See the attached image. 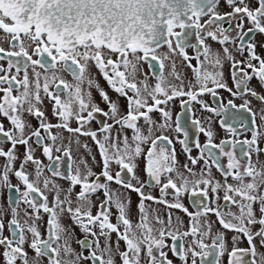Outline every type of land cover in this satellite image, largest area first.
Instances as JSON below:
<instances>
[{
	"label": "snow or ice",
	"instance_id": "1",
	"mask_svg": "<svg viewBox=\"0 0 264 264\" xmlns=\"http://www.w3.org/2000/svg\"><path fill=\"white\" fill-rule=\"evenodd\" d=\"M221 2L0 0V41L7 44L0 46V192L7 190L8 204L0 206L2 264H117V257L120 264H222L225 255L227 264H264V252L257 247L264 248V94L251 86L255 78L264 90V57L253 42L256 34H264V0H223L227 11H220ZM212 42L221 50L214 51ZM165 46L167 51H161ZM233 52L242 58L236 59ZM177 57L191 69V79L177 70ZM144 64L154 84L143 72ZM225 64L232 87L225 79ZM93 69L116 99L100 85ZM218 89L232 97L227 106L217 99ZM204 94H210L218 108L201 99ZM248 97L261 105L259 123ZM121 98L126 101L123 111ZM236 99L242 103L237 105ZM176 100L181 113L173 129L170 105ZM193 103L209 113H229L232 122L222 121L221 127L232 139L214 143L211 116L202 123ZM153 113H159V120ZM93 121L99 125L96 130L89 127ZM235 124L251 138H237ZM125 130H131V138ZM169 130L183 134L176 138L186 154L183 164L173 139L165 134ZM200 134L206 138L203 144ZM81 137H89L96 147L98 174L84 155L74 158V151L83 149L97 163ZM18 146L24 147L22 154ZM193 148L198 156L192 155ZM37 149L47 165L35 156ZM201 161L203 166L196 170ZM213 166L222 180L213 176ZM112 183L125 191L113 190ZM145 188L158 189L159 196ZM98 192L103 199L94 204ZM128 192L139 197L135 223ZM185 194L194 211L184 205ZM173 210L189 218L186 229ZM64 216L70 225L62 223ZM216 222L225 231L213 233ZM73 226L84 234L76 240L79 252L72 247ZM226 232L234 233L230 250ZM242 238L247 248L237 246Z\"/></svg>",
	"mask_w": 264,
	"mask_h": 264
},
{
	"label": "flooded vegetation",
	"instance_id": "2",
	"mask_svg": "<svg viewBox=\"0 0 264 264\" xmlns=\"http://www.w3.org/2000/svg\"><path fill=\"white\" fill-rule=\"evenodd\" d=\"M227 10L228 9L223 5V0H222L220 11H227ZM247 27H248V25L246 24L245 28H247ZM177 31H179V29H177ZM249 35H250V37L252 36V34H249ZM192 42L193 43L196 42L194 37H193ZM253 42H255L257 44V49H256L257 53L260 54L262 57H264V47H261V45L264 44V34H256L255 37H254ZM0 46L7 47V44L3 43L2 41H0ZM212 47H213L214 51L221 50V46L218 43L212 42ZM229 47H230V50H231V46H229ZM161 51H167L166 46L163 49H161ZM186 51L188 52V54L190 56H194L195 55V51L192 48H188V49H186ZM233 54L236 56V59H241L242 58V57L239 56V54H237L235 52H233ZM176 61H177V70L181 71L183 73V75L187 79H191L192 78L191 69L187 68L186 64L182 63L181 59L179 57L176 58ZM192 63L195 65L196 62L193 60ZM93 72L96 75V78H97L98 82L100 83V85L106 91L109 92V95L112 96L113 99H116V94L114 92H112L111 89H109L107 83L103 80V78L100 77L98 75V73L95 72L94 69H93ZM143 72L149 74V83L150 84H154L155 80H154V78L151 77V72H150L149 67H148L147 64L143 65ZM224 72H225V79L228 81L229 87H232L233 85H232V81H231L230 75H229V66L227 64H225ZM65 75H66L67 79L71 80L70 76H67V74H65ZM251 86L254 87L261 94H264V90H262L260 88L259 83H258V81L255 78L251 81ZM217 92H218L217 99L220 100L221 104L227 106V100L232 98L230 96V94L227 91L223 90V89H218ZM93 95H94V98L96 99L97 103H100V107L104 108V110L107 111L108 109H107L106 105H104L102 102H100V98H99L98 94L95 92V90H93ZM248 98L252 100V108H253L254 111L257 112V123H259L258 116H259V110H260L261 105H260L259 101H256L254 98H251V97H248ZM201 99H203L205 102H207L211 107L218 108V105H217L216 101L213 99V97L210 94H204L201 97ZM235 103L237 105H239L240 103H242V101L239 100V99H236ZM120 104H121V108H122V111H123L125 109V106H126V101L124 100V98L120 99ZM170 107H171V111H172V122H173V129H174L176 116L181 113V107H180L179 100L174 101L170 105ZM192 107L194 109L195 116L197 118H200L202 120V123H204L205 125L207 124L206 118L211 116L213 131L216 133V135L214 136V143H219L221 139H232V137L228 133H226L225 129L221 127V122L222 121H228V123L232 122L229 113H226L224 111H220L219 115H217L215 112L209 113V112L203 111L201 109L200 105L196 104V103H193ZM231 111L234 112L236 110L232 109ZM152 116H153V119L159 120V113H153ZM49 119L52 120L53 123L56 122L55 119L53 117H51V116H49ZM108 122L111 123V121H108ZM32 123H33L34 126L36 125V121L35 120H33ZM141 123H143V121H141ZM73 126H75V125H73ZM234 126L237 127V129H238L237 138H239V139H244V138H249L250 139L251 138V133L250 132H243V129L240 128L239 124H235ZM89 127L91 128V130H96V129H98L99 125L96 123V121H93L92 124ZM53 131L55 132L57 130L54 129ZM116 132H117V129L114 128L113 129V134H115ZM124 134L128 135L129 138H131L132 132H131V130H125ZM156 134L159 135L158 132ZM165 134L169 135V137L173 139L174 147L176 149L177 157H178L180 163L183 164V163L187 162L186 154H184L183 151H182V145H180L178 142H176V138L179 137L180 139H182L183 138V134L182 133L178 134L174 130H169ZM63 135L68 136L69 134L64 132ZM199 138H200V142L202 144L206 141V138L203 136V134H200ZM81 141H82V143H87L92 148L93 154L96 155L97 163L94 164L92 162L91 158L87 156V153L84 152L83 149H81L79 153L74 151V153H73L74 158H79L80 155H84L85 158L88 160L89 165L92 167L93 171L98 174L101 171V166L98 163L100 161V157H99V155L97 153V150H96V147H95L94 143L91 141V139L89 137H81ZM46 142H48V141H46ZM33 146L35 147V145H33ZM262 146H264V145H262ZM5 147L7 148V145H5ZM23 152H24V147L23 146H18V154H22ZM237 152H239V149H237ZM56 155H58V154L54 152L53 156H56ZM192 155L193 156H198L199 155L198 150L193 148ZM35 156L38 159H40L45 165H47L49 163L47 158L42 155V152H41L40 149L36 150ZM255 159H256V157L253 156V160H255ZM260 160H261V162H264V155L260 156ZM226 162H227V160H226V158H224L222 160V163L226 164ZM17 166H18V163H17ZM202 166H203V162L201 161L200 164L195 166L196 170H199V168H201ZM27 167H28V171L29 172H31L33 170L31 164H29ZM65 168H66V165L62 164L61 165V171H64ZM115 170H117V169L115 168V166H113V172ZM45 174L46 175H50V173L47 172V169H45ZM138 174L141 176L142 180H147V177L143 174L142 171L138 172ZM212 174H213V176L216 179H221L222 180V177H221L220 173L216 170V168L214 166L212 168ZM56 180H58V184H60L63 187L66 188L68 186L67 185V181L59 179V178H56ZM102 180H103V178H102ZM12 182L13 183L17 182L14 177H13ZM229 182H232L231 178H229ZM133 183H135V181H133ZM110 187L113 190H119L121 192L125 191L123 189H120L119 186L115 185L114 183L110 184ZM76 191H79V188H77ZM145 192H151L152 195L159 196V191H158V189H155V188H151V189L150 188H145ZM126 194L131 199L130 219L133 221V223H135L137 221V219H138L137 204L139 202V197L135 193H131V192H128ZM188 195L189 194H185L183 196V198H182L183 199V203H184V205L186 207H188L189 211H194V209L191 207V204L189 202ZM6 198H7V190L4 189V190H2V192H0V206H2L4 208L8 207ZM51 199H52V196H51V194H49V201H51ZM92 199H93L94 204L98 203L99 200L103 199V193L102 192L96 193L92 197ZM220 203H223L222 193H221V201H220ZM146 204H151V202H146ZM151 206L153 208L159 209L161 213L164 212L163 207L160 206V205L152 204ZM23 208H24V206L21 205L20 215H21V220L22 221H23ZM233 210L235 211L236 209H233ZM92 211H93V214H95L96 211H97L96 207H93ZM111 212H112L111 220H112L113 223H116V215H117V213H116L115 208H112ZM173 214H174V216L178 215V216H180L183 219L184 228L186 229L188 227V225H189V218L183 212H181L180 210H173ZM4 219H5V223H7L8 217L5 216ZM209 219L211 221H216V217L214 215H212V214H210ZM46 221H47V215H43V220L40 221V230H41L42 233H44V231H45ZM62 223L65 224V225H70L71 221H70V219L67 216H64V217H62ZM256 227L258 228L259 226L257 225ZM212 230H213V233H215L217 230L225 231V230H223L221 228V226L219 225L218 222L214 223V226H213ZM73 233H74V235H73V240H72V247L77 252H79L81 249H80V246L76 243V240L83 239L84 234L80 231V229L78 227H75V226H73ZM4 234L5 235L9 234L8 231H7V228L5 229V233ZM233 234L234 233H232V232H226V236H227V239H228L229 250L232 247V245H231V236ZM111 238H112L113 241H115L116 234L112 233V237ZM103 243H104V241L101 238V244L103 245ZM205 243H209L210 244L211 243V239L205 240ZM237 246L240 247V248H247L248 245H247L246 239L242 238L241 242ZM124 247H125L124 242L121 241L120 249L123 250ZM257 247H258V252H264V248H260L259 245H257ZM0 251H2V249H0ZM30 255H31V252H30ZM85 255H87V253H85ZM169 258L174 259V261H175V258L172 257L171 253H169ZM116 259H117V264H120L119 257H117ZM0 264H2V259H0ZM175 264H179V261H175ZM198 264H199V262H198ZM222 264H227V256L226 255H225V257H222Z\"/></svg>",
	"mask_w": 264,
	"mask_h": 264
},
{
	"label": "rangeland",
	"instance_id": "3",
	"mask_svg": "<svg viewBox=\"0 0 264 264\" xmlns=\"http://www.w3.org/2000/svg\"><path fill=\"white\" fill-rule=\"evenodd\" d=\"M3 163V158H0V164ZM56 182L58 183V180H56Z\"/></svg>",
	"mask_w": 264,
	"mask_h": 264
}]
</instances>
